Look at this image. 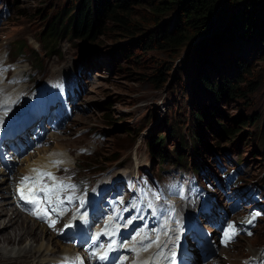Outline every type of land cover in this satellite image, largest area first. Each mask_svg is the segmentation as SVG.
<instances>
[{"label": "rangeland", "instance_id": "obj_1", "mask_svg": "<svg viewBox=\"0 0 264 264\" xmlns=\"http://www.w3.org/2000/svg\"><path fill=\"white\" fill-rule=\"evenodd\" d=\"M70 2L71 0H0L2 23L0 25V46H2L0 53L5 55V60L11 59L18 66L9 80L14 84L8 88L27 87L28 93V86L41 81V84L45 82L43 89L47 92H30L25 96H20L19 99L5 97L7 106L22 102L27 97L20 103L21 105L18 104V109L10 119L17 115L19 117L11 123L12 119L11 125L9 123L10 126L8 125L5 130L4 138L10 137L6 142L14 146L6 144L5 141L0 145V172H3L0 174V180L4 174L9 176L10 195L20 200L17 193L18 184H16L20 169L35 162L48 165L49 160L50 162L54 160L52 159L53 151L57 149L63 152L66 159L62 161L67 164H60L59 168L62 173L56 174L59 175L56 177L65 181L66 184H75L77 188L74 195L77 197L89 199L94 187L98 186L97 181L100 182L101 179L109 177L114 172H121V175L127 172L132 174L130 176H135L137 171L144 172L146 179L139 181L140 186L143 187L154 179V185L158 186V183L171 181L179 173H184L180 180L185 182V187H179L180 193L182 191L184 195L182 197L193 196L189 199L190 203L193 199L207 202L209 196L214 197L212 202L201 203L198 208L199 215L205 219L210 218L201 214V207L208 204L215 205L218 201L219 205H222L220 200L227 199L226 193L229 199L228 208L243 198L247 199V205L252 203V207L248 208L251 210V215L264 210V43L258 44L252 41L248 45H243L241 50L244 62L249 64L251 69V75L247 77V81L253 86L250 89L248 86H240L247 96L244 98L231 97L223 103L216 102L211 94L209 98L203 91H198L200 83L196 85L194 82L196 79L194 70L197 69L199 72L206 65L200 62L195 63L197 59H186L190 53V46L185 47L179 53L164 52L160 49L145 52L143 49L128 45L122 36L112 31L105 32L96 41L68 36L63 37L56 47L42 42L44 18L62 12ZM41 11L43 15H39ZM135 11L139 16L145 15L140 7ZM148 29L153 31L154 28ZM126 44L127 48L123 50L122 47ZM222 62L219 69L215 71L208 68L207 72L206 69L207 74L212 76L215 83H218L219 74L229 76V79L237 77L236 69L227 64V60ZM188 64L194 66L186 67ZM158 68L164 69L161 76L164 83H155ZM55 87H59L56 93ZM30 97L31 101L28 102ZM198 101L209 106V109L212 108L213 113L217 112L218 117L212 119L216 124H224L227 119L232 121L234 118L250 116L258 117L260 121L256 126L250 124L245 127L243 133L247 134L243 141L238 135L233 137L231 144L228 142V137L218 130L211 131L207 128L206 131H200L203 142H199V147L203 155H197L193 149V140L189 137V130ZM5 114V111H0V116L5 117ZM56 126L57 128H53ZM24 131H29L25 142H31L32 133L38 132L34 133L32 140V143H36L25 149L21 139L14 143L10 142ZM175 131H178L177 137L174 136ZM154 136L165 137L166 151L171 162H174V157H177L175 150L180 146V137H187L189 149L184 153L186 162L188 165L192 161L198 165L208 164V169L201 178H198V173H195L193 177V169L188 165L177 167L173 163L162 164L159 157L154 155L150 149L151 139ZM48 139L53 143H47ZM2 147L6 148L5 153L1 152L4 150ZM38 147H42L44 152L48 148L49 153L34 162L32 161L34 158L32 150ZM10 158L13 160H8ZM119 163L121 167L118 166ZM47 171L52 172V168ZM230 171H235L236 181L227 182L225 174ZM48 182L51 183V181ZM79 183L83 185L79 186ZM205 184L211 186L208 193L192 194L197 192L202 185L205 187ZM99 189L101 190L100 187ZM81 191L88 192V195L83 196ZM1 194L6 195L5 192H0V197ZM65 194L73 195V191L69 189ZM169 201L163 195L155 207L168 209L171 206ZM1 202H4L2 197ZM172 207L175 209L174 213L177 214V208ZM239 207L241 209L231 217V222H235L238 229L241 228L240 223L237 222L238 215L245 213L244 217L247 216L244 210L247 206L239 203ZM208 211L207 207H203L204 215ZM144 212V208L139 209L136 217L142 216ZM231 212L232 209L227 214ZM262 215V217L256 216L253 220L254 226L251 230L244 229L243 236L238 234L235 242L233 240L229 246L223 248L222 253L236 255L235 264L239 263L240 258L244 262L255 252V249L261 250L264 244V213ZM148 217L149 220H157L151 215ZM187 224L195 228L202 236L206 234L204 226L199 228L188 221L179 227L178 232L182 226ZM92 225L99 226L97 222H93ZM146 227L147 224L142 228L141 237ZM192 227L187 228L189 234L193 236L190 240V251L193 258L197 254L196 258L199 261L196 264H200L204 261L203 258H199L203 245L195 238L196 232ZM206 229L207 232L216 235L212 226L206 225ZM2 230L3 227H0V235L3 234ZM138 230L141 229L136 227V231ZM247 231H251L252 235H247ZM91 235L90 232V237ZM53 237L55 239L53 251L43 250L32 253V256H39L44 260L43 264H54L52 261L62 260L64 254L71 252L75 254H69L70 256L76 255L75 248L80 242L77 235L64 231L61 235ZM76 240L79 242L77 243ZM251 242L254 246L250 248ZM30 243L36 247L41 241L36 243L26 240L22 246H9L7 250L11 252L0 255V264H21L17 260L13 261L15 259L13 253L17 248L20 250L29 248ZM180 246L186 245L182 242ZM198 249L199 253H197ZM4 250L1 252L3 253ZM20 257L24 258L26 264H31V257L25 255ZM92 264L101 263L92 262Z\"/></svg>", "mask_w": 264, "mask_h": 264}, {"label": "trees", "instance_id": "obj_2", "mask_svg": "<svg viewBox=\"0 0 264 264\" xmlns=\"http://www.w3.org/2000/svg\"><path fill=\"white\" fill-rule=\"evenodd\" d=\"M138 7L145 15L139 16L135 11ZM39 15H43L42 11ZM42 23L45 26L41 41L53 47L63 37L96 41L110 31L122 36L128 45L145 52L160 49L179 53L190 46L186 59H197L195 63L206 65L199 72L194 70V82L196 85L200 83L198 91H203L209 98L211 94L216 102L223 103L231 97H246L240 86H248L249 89L253 86L247 81L251 69L244 62L241 50L243 45L252 41L264 43V0H71L62 12L44 18ZM151 27L153 31L148 29ZM126 48L127 44L122 47L123 50ZM223 60L236 69L237 77L229 79V76L219 74L223 76L218 75V83H215L212 76L207 74L208 68L211 71L219 69ZM163 70L157 69L156 84L164 83L161 78ZM211 109L198 101L191 121L189 137L193 140L197 155H203L199 147V142H203L200 131H206L207 128L218 130L228 137L231 144L233 137L238 135L243 141L247 134L243 133L245 127L250 124L256 126L260 121V118L250 116L234 118L232 121L227 119L229 124L226 121L216 124L212 119L218 117L217 112L213 113ZM174 136H178V131H175ZM186 138L180 137L174 162L169 160L165 137H152L150 149L162 164L187 166L184 153L189 145ZM199 165L192 161L188 167L198 173L201 169Z\"/></svg>", "mask_w": 264, "mask_h": 264}, {"label": "bare ground", "instance_id": "obj_3", "mask_svg": "<svg viewBox=\"0 0 264 264\" xmlns=\"http://www.w3.org/2000/svg\"><path fill=\"white\" fill-rule=\"evenodd\" d=\"M1 47L2 46H0V49H1ZM4 56H3V53H0V61L1 62H3ZM13 74H14V72L12 73V76H13ZM9 80H10V77L7 78V81H9ZM26 93H27V87H14V88H8L6 90V92L3 95V98L0 100V106H2V107H0V109L5 111V109H9L10 108V111H7V112L5 111L6 112L5 117L0 116V119H2V121L6 120V119H10L12 114H13V112H14L13 109L14 108H18V104L21 103V101H19V102L13 104V105L7 106L8 104H7L6 98L7 97L25 96ZM12 110H13V112H12ZM3 130H4V128L0 127V143L3 140V135H4ZM52 138L55 139L53 136H52ZM7 139H9V138H6V140ZM51 142H53V141H51ZM47 149L44 152V149L42 151L41 148H38V150H40L39 154H38L39 156L38 155L34 156L32 161L35 162L38 159H42V157H45L49 153V150H47ZM3 151L4 150H2V152ZM53 156L54 157L52 159H54V161H60V160H65L66 159L65 155H63V152L62 151H57V149H55L53 151ZM64 163L67 164V162H64ZM120 165H121V163L118 164V166H120ZM47 166L48 165H40V164H38L36 162L33 163V164L29 163L26 166V168L19 170V173L17 174V176L21 175L19 177V181H20V178L22 176H25V175H33L34 176L35 173H33L31 171L33 168H43V169H45V168H47ZM124 169H126V168H124ZM22 171H24V172H22ZM120 173H115V172L111 173L112 175H110L109 177L113 178V179H115V178L125 179V178L130 176V173H127V172H126V174H122V175ZM0 174H3V172H0ZM45 179L47 180L46 177H45ZM16 184H18L17 181H16ZM110 186H112V185H110ZM210 188H211L210 185L205 186L202 192L208 193L209 192L208 190ZM10 190H11V185L9 186V176L4 174L3 178L0 180V192H5V194H6V195L1 194V197L3 198L4 202L0 203V227H3V230L1 231L3 234L0 235V245H1L0 248L2 247V249H0V255L2 256V254L9 253L10 250L9 251L7 250V248L9 246L10 247L22 246V244H24L26 242V240L27 241H34L36 243L41 241V243L38 246H36V247H33V245L30 243L31 246L29 248L25 247L26 249H21V250L17 248V250H18V251L16 250L17 252L16 251L14 252V250H13V252H14L13 255L15 256L14 257L15 259H13V261L17 260L18 263L26 264L25 261H24V258L20 257L21 255H25L27 257H31V259H32L31 264H43L44 260L41 259L37 255L36 256H32V253H38L39 251H43V250H47L48 252H51V251L54 250V249L52 250V247L54 246V240H55L53 236L55 235V237H56V234L51 232V231L61 230V228L63 226V219L59 220L57 226L50 227L48 222H46L45 220H42V219H38L36 216H34V215H32L30 213L29 209L33 207L32 205L26 204L22 200L14 199L12 197V195H10L11 194ZM216 195H218V194L216 193ZM66 196H68V195L63 193V192L61 193V199H64ZM162 196L163 195H161V198H162ZM191 197H193V196H191ZM167 198H168V201L170 200L169 204L171 205L168 209H171L172 206L177 208V214L174 213V216L172 218V222H170L168 224V228L169 229H179V227L181 225H183L186 221H188L189 223H191L194 226L199 227V228H203L202 226H204V223L206 221H209L210 223L214 224L218 228L223 226V223H219V222H217L215 220H211V219H208V218L205 219L202 216H200L199 213H198V208L201 205V203L202 204L203 203L207 204L209 202H212L214 200L213 196L212 197L209 196L207 202L206 201H198V200L193 199V201L191 203L189 202V199H190L189 197H182L181 196L180 199H175V200H171V199H169V197H167ZM93 199H95V196L92 197L89 200H86L85 206H83V210L84 211L89 209V211L87 212V221H88V223L86 224V226L84 225V231H86V232L88 230L90 222L93 220V219L90 218V210L91 209H90V207H88L86 205V203H88V204L93 203L94 202ZM159 201H160V199L157 200V203ZM68 204H69V202L67 200H65L64 205H62L60 209L66 208L68 206ZM53 214L56 216V220L58 221L59 217L57 215V212L53 213ZM243 214H245V213H240L238 215V219H237L238 224L242 223V219L244 218ZM136 215H137L136 208H132L130 213L122 221H120L116 217L114 222L118 221V223H119V221H120V225H125V224H127L126 222L130 218L136 217ZM150 215L152 216V214L148 212L142 218L138 219L135 222L136 223L135 227H139V229L144 228V225L147 224L146 231H145L144 235L149 233L150 230H155V229H157V228H159L161 226V221H160L159 217L161 215H163V213L157 214V216L155 217L157 220H149L148 216H150ZM176 219L179 220V222H180L179 225H177L174 222ZM69 221H71V223L73 224V227H78V226H81V225L83 226V221L78 216H77L76 220H72L71 219ZM106 226H107V230L109 232L114 231L116 234L112 235V236H109V235L105 234ZM253 226H254V224H250L245 230H251ZM132 230L133 229H131L130 232ZM243 230H244V228L241 227L239 229V232L243 233ZM98 233H100V236L98 237V239L96 241V245H97L98 248H99V245H101V244L103 245V248H99V251L101 253H103L105 250H107V248H108L107 242H109V241L111 242L112 240H116L117 241L116 249H118V250H114V252L110 251L108 253V259L106 261H102L101 264H112L113 263V259L116 256H118L121 252L129 253V252H132L131 249L133 247H135V248H140L141 247V240L139 242H130L129 245L128 244H124L123 241L120 240V237L122 235H124V234H127V232L125 230L121 231L119 229V227L117 228L116 226H114L113 222H108L104 226L103 230L99 231ZM177 233H178V231L175 232V233L169 232L168 235L161 234V245H163V243L168 240L169 236H171L172 240L176 242L177 241V239H176V234ZM217 233L220 234L219 231ZM49 234H51L53 236H50ZM95 234H96V232H94V234L92 232V235L90 237V233L87 232L88 237H90L91 239H92V237ZM152 238L154 239L155 236L153 235ZM214 238H216V237H214ZM204 239L206 240V242L209 241V236L207 234H204ZM236 239H237V236L235 237L234 242H235ZM216 240H217V245L222 244L223 248L229 246V244L231 243L230 242L227 246H225L222 242L220 243L219 239H215V240H213V242H215ZM91 243H92V240H91ZM145 243H146V241H145ZM183 244L187 245L186 242H183ZM121 245H123V247H121ZM171 245L172 244H168V248H170ZM252 245L254 246L253 242L250 243V248L252 247ZM168 248L164 249L166 254H167ZM3 250H4V252L2 253L1 251H3ZM158 250H159L158 246L157 245H153L152 248H150L148 251L139 252V255H137V253L133 252L134 259H133L132 262H130V264H135V262L137 264H140V262L145 261L146 257H148L147 261H150L149 264H152V258L155 256V254L158 252ZM91 251H92V249H90V251L87 252L88 256L86 258H91V256H90V252ZM18 252H20V253H18ZM44 252H46V251H44ZM207 252H208L207 248L203 245L202 246V253L200 254L199 258L201 259V258L207 257L208 256ZM69 254L74 255L75 253H71L70 252ZM69 254H66V255H69ZM240 259H239V263L238 264H264V244L262 245L261 250H256L255 249V252L251 256H248L246 259L244 258L245 259L244 262L241 259V263H240ZM235 260H236V255H230V253L229 254L228 253L224 254V253L221 252L219 255H216L211 260V263L212 264H235ZM52 262L54 264H65V262H60L59 263V261L58 262L52 261ZM165 263H166V260H164L163 258H160L159 261H157V264H165Z\"/></svg>", "mask_w": 264, "mask_h": 264}, {"label": "snow or ice", "instance_id": "obj_4", "mask_svg": "<svg viewBox=\"0 0 264 264\" xmlns=\"http://www.w3.org/2000/svg\"><path fill=\"white\" fill-rule=\"evenodd\" d=\"M3 69H0L2 71ZM2 107V106H0ZM5 111H10L9 109H5ZM3 121L0 119V124H2ZM53 163L59 164L62 163V161H54ZM35 175H25L20 178L19 185L17 187V193L19 196V199L24 201L26 204H30L33 207L29 209L30 213L34 216H36L38 219L45 220L49 223L50 227H55L56 223L58 222L55 219H50L51 215L53 213H56L59 211L60 215L64 214V211L60 210L61 206L64 205L65 200H67L69 203L73 201V199L79 200L80 207L83 208L84 206V199L82 197H75V184H66L63 180L58 179L52 172L46 171L43 168H33L31 170ZM47 178V180L45 179ZM48 181H51L49 183ZM69 189L73 191V195H68L64 199H61V193L66 192ZM182 195V191H181ZM142 197L143 201L146 203L147 208H151L153 210L154 214L163 213L162 216H160L161 226L155 230H150L149 233L145 234L141 237V247L135 248L133 247L131 249L132 252L137 253L139 255V252L141 251H148L150 248H152L153 245L158 246V252L155 254V256L152 258V264H157V261H159L160 258H163L164 260L168 261V264H176V252L173 250V248L177 247L175 241L172 240L171 236H169L168 240L161 245V234L168 235L169 232H177L178 229H169L168 224L172 222V218L174 216L175 209H157L154 206V203L152 200L147 199V193L142 191ZM161 199V194L159 193H153V200H159ZM120 204L123 203V201H119ZM131 207L137 208L136 201H133L131 204ZM127 209H125L126 211ZM139 211V209H137ZM79 212V209L77 210ZM116 212L117 218H121L119 209L114 210ZM259 215V213H255L252 215L251 219L247 221L248 224H252L253 220H255L256 216ZM87 216V211H84L83 213H80V219L84 220V218ZM139 217H133L130 218L126 223H131L133 219H136ZM77 216L73 215L72 220H76ZM113 217H109L108 220L111 222ZM177 225H179V220L176 219L174 221ZM65 228H71L73 227L72 223H68L64 225ZM118 228L119 225H116ZM141 230H138L136 235L132 237L133 240L136 239V236H140ZM105 234L112 236L116 233L114 231L109 232L107 230V226L105 229ZM239 234V229L237 228L236 224L234 222H226L225 226L222 228V238L221 242L227 246L232 240L235 239V237ZM153 235L155 238L153 239ZM247 235L251 236L252 232L247 231ZM100 236V233H96L92 237V243L89 245V247L92 249L90 252V256L93 258H97L100 261H106L108 259V253L110 251L115 250L114 245H116L117 241L112 240L111 243H109L107 250H105L103 253L99 251V248H103V245H99V248L96 245V241L98 237ZM177 239H179V236H177ZM146 241V243H145ZM168 244H172L173 248H168ZM123 247V245H121ZM168 248L167 254L165 253L164 249ZM128 258L125 256L122 258V260H119L117 264H123L124 260H127ZM79 261L78 257L72 258L69 262L68 259H65V264H77ZM140 264H149V261H142Z\"/></svg>", "mask_w": 264, "mask_h": 264}]
</instances>
